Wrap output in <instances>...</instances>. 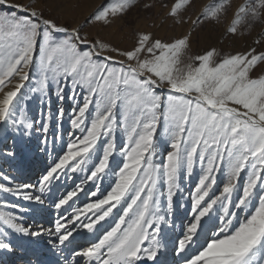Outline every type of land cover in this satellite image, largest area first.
<instances>
[{
    "label": "snow or ice",
    "instance_id": "1",
    "mask_svg": "<svg viewBox=\"0 0 264 264\" xmlns=\"http://www.w3.org/2000/svg\"><path fill=\"white\" fill-rule=\"evenodd\" d=\"M136 2L69 24L44 0H0V155L33 136L56 153L34 183L0 170V250L44 235L57 264H163L183 207L178 264H264V0H209L195 18V0H171L165 18L189 31L136 29L121 46L106 30ZM229 15L226 36L261 26L250 45L193 49ZM46 200L55 218L30 223L21 201Z\"/></svg>",
    "mask_w": 264,
    "mask_h": 264
},
{
    "label": "rangeland",
    "instance_id": "2",
    "mask_svg": "<svg viewBox=\"0 0 264 264\" xmlns=\"http://www.w3.org/2000/svg\"><path fill=\"white\" fill-rule=\"evenodd\" d=\"M10 3H15L17 0H9ZM24 3H28L29 0H23ZM102 0H44V6L51 10V14L58 15L61 20H67L69 24L75 23L78 20H83V18L92 11ZM196 9L193 10L190 14L195 18V13L199 11L201 7L209 3V0H195ZM233 7L242 2V0H232ZM150 3L153 7L150 10H146L144 5ZM171 3V0H137L136 6L127 13L126 16L118 19L110 29L106 30V35L109 39L113 40L115 43L124 46L128 37L133 30L136 29H145L152 30L160 36L168 37L176 35L179 32H186L190 30V24H184L181 26H173L170 19H166L164 12L166 11L161 7L162 4ZM230 15L227 18H222L220 24L209 23L205 24L202 27L197 28L192 35V46L193 49H204L209 47H216L225 52L242 50L251 44L253 38L256 35V32L261 30V26L257 25L256 28L252 31L251 35L244 36H235L229 37L224 34V27L228 23ZM90 31H95V29H90ZM70 106L69 101H65L66 112ZM35 109L36 106L34 105ZM53 110H55V103L53 105ZM64 127L67 128V120H65ZM67 136L65 134V140ZM164 138L161 137V140ZM39 143V140L36 136H33L31 140H17L16 144V156L13 159L6 158L3 155H0V170H3L6 174L14 176L17 182L22 183H34L39 175H41L44 169L49 166L52 162L55 152L41 151L36 145ZM11 148L10 139L0 135V153H4ZM59 143L56 145V150L59 151ZM163 149V145H162ZM8 160H14L16 163L15 169L4 168L7 164L5 163ZM23 162V163H22ZM24 165V166H23ZM8 166V165H7ZM30 166L34 168L33 172H30ZM12 171L11 173L8 171ZM33 170V169H32ZM23 171L24 177H20ZM30 173V174H29ZM26 175V176H25ZM71 182H69L70 184ZM192 185H186V191L190 189ZM63 191V189H62ZM84 196L80 197V200L76 201V204H80L84 201ZM47 201V200H46ZM46 201L43 205L37 203L23 202L25 207L30 209V212L27 216L28 221L31 223L34 220L32 214L37 213L39 216L37 223H44L50 219H54L56 216V211L52 207L46 206ZM187 206L186 201H181ZM75 206V205H74ZM185 215V209L183 207L178 208L176 212V227L174 231H168L166 239L168 240V247L170 251V259L166 260L167 251L164 255H161L160 260L163 264H178V258L175 257L173 252V240L175 236L179 233V226L181 219ZM45 219V221L43 220ZM30 237H18L12 236L13 250L16 248V245L20 242L26 241ZM32 238V237H31ZM171 241V242H170ZM84 241L81 240V243ZM13 252V251H12ZM7 251L0 250V256L8 255ZM53 256L57 255L52 251Z\"/></svg>",
    "mask_w": 264,
    "mask_h": 264
},
{
    "label": "bare ground",
    "instance_id": "3",
    "mask_svg": "<svg viewBox=\"0 0 264 264\" xmlns=\"http://www.w3.org/2000/svg\"><path fill=\"white\" fill-rule=\"evenodd\" d=\"M14 162V160L6 161L5 163L8 166L6 165L4 166V168L15 169L16 163ZM29 170L30 172H33L34 168L30 166ZM8 172L11 173L12 171L10 170ZM23 174L24 173L22 171L20 175L21 178L24 177ZM47 207H51L49 201H46V206H44L43 209L46 210ZM31 216L35 220L33 222L37 223L39 218V216H37V213H34ZM43 221H45V219ZM47 239V236L44 235L40 237L27 238L26 241L18 243L13 252L8 253V255L5 256H0V264H57L58 257L53 256V250H51L50 247L47 245ZM169 259L170 251L168 247L166 260L169 261ZM147 264H151V262H147Z\"/></svg>",
    "mask_w": 264,
    "mask_h": 264
}]
</instances>
